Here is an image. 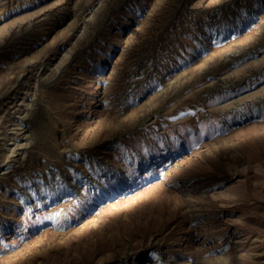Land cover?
Returning <instances> with one entry per match:
<instances>
[{
  "label": "rangeland",
  "instance_id": "374dc122",
  "mask_svg": "<svg viewBox=\"0 0 264 264\" xmlns=\"http://www.w3.org/2000/svg\"><path fill=\"white\" fill-rule=\"evenodd\" d=\"M0 264H264V0H0Z\"/></svg>",
  "mask_w": 264,
  "mask_h": 264
},
{
  "label": "bare ground",
  "instance_id": "6f19581e",
  "mask_svg": "<svg viewBox=\"0 0 264 264\" xmlns=\"http://www.w3.org/2000/svg\"><path fill=\"white\" fill-rule=\"evenodd\" d=\"M19 145V144H18ZM21 146V145H20Z\"/></svg>",
  "mask_w": 264,
  "mask_h": 264
}]
</instances>
